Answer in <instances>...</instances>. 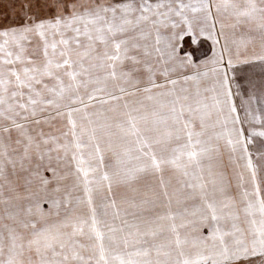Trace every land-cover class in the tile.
Masks as SVG:
<instances>
[{"label":"snow or ice","instance_id":"snow-or-ice-1","mask_svg":"<svg viewBox=\"0 0 264 264\" xmlns=\"http://www.w3.org/2000/svg\"><path fill=\"white\" fill-rule=\"evenodd\" d=\"M237 32L264 61V0H23L0 27V264H264Z\"/></svg>","mask_w":264,"mask_h":264},{"label":"rangeland","instance_id":"rangeland-1","mask_svg":"<svg viewBox=\"0 0 264 264\" xmlns=\"http://www.w3.org/2000/svg\"><path fill=\"white\" fill-rule=\"evenodd\" d=\"M23 0H0V27H6L14 24L18 20V13L20 12V6ZM211 44L209 42H201L199 45H192L187 50L195 53V56L203 59L205 56L210 55ZM206 52V54H204ZM201 53V54H200ZM203 54V55H202ZM201 55L204 56L201 58ZM235 76V88L240 86L242 91H248L249 89L260 90L264 88V64H251L243 66H235L233 73ZM253 145H250V149L255 155L256 152L264 150V141L260 138L256 139ZM46 176H50V173H45ZM39 193L40 196L55 197L58 194L48 189H41L38 186L33 189ZM47 209V205H44Z\"/></svg>","mask_w":264,"mask_h":264},{"label":"crops","instance_id":"crops-1","mask_svg":"<svg viewBox=\"0 0 264 264\" xmlns=\"http://www.w3.org/2000/svg\"><path fill=\"white\" fill-rule=\"evenodd\" d=\"M242 38H246V37H244V35L241 32H237L236 36L234 37V39H236L238 43H237V45H233V47H232L233 58H234V60L236 59V52L238 50L240 53L239 60L241 61V62L236 63L235 66H238V65L243 66V65H251V64H257V65L258 64H264V61H258V60L252 59V56L254 55V53L259 52V46L256 45L254 47L252 44H248L247 47H245L243 44L239 43ZM203 42H209L211 44L210 41H203ZM208 51L210 52V55H211V50L208 49ZM204 54H206V52ZM202 55H201V58L204 57ZM210 55H208V56H210ZM245 59H247L249 62L243 63L242 61ZM256 142H257V140H256Z\"/></svg>","mask_w":264,"mask_h":264}]
</instances>
